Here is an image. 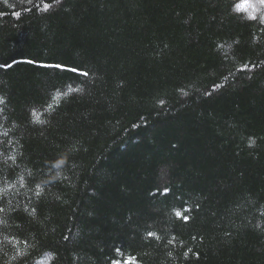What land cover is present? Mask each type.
Instances as JSON below:
<instances>
[{"label": "trees", "instance_id": "1", "mask_svg": "<svg viewBox=\"0 0 264 264\" xmlns=\"http://www.w3.org/2000/svg\"><path fill=\"white\" fill-rule=\"evenodd\" d=\"M244 2L0 0V264H264L263 226L231 214L232 145L264 155V4ZM111 81L130 113L65 156Z\"/></svg>", "mask_w": 264, "mask_h": 264}, {"label": "rangeland", "instance_id": "2", "mask_svg": "<svg viewBox=\"0 0 264 264\" xmlns=\"http://www.w3.org/2000/svg\"><path fill=\"white\" fill-rule=\"evenodd\" d=\"M128 106L127 99L121 94L116 84L113 81L109 82L101 88L93 101L92 108L82 117L78 124L79 128H75L66 139L62 153L65 156L71 155L83 159L97 140L114 131L123 114L130 113L131 108ZM246 140L247 138L238 140L232 145L231 165H237L238 172L234 173L242 185L237 183L235 187L231 214L232 219L237 221L234 225L248 233L245 237H252L249 230L262 226L264 230V206L262 208L261 204L264 198V155L262 169L257 157L259 151L255 150L250 155Z\"/></svg>", "mask_w": 264, "mask_h": 264}, {"label": "snow or ice", "instance_id": "3", "mask_svg": "<svg viewBox=\"0 0 264 264\" xmlns=\"http://www.w3.org/2000/svg\"><path fill=\"white\" fill-rule=\"evenodd\" d=\"M259 2L261 4H264V0H259ZM48 7H49V5H45V9H47ZM235 7H236L237 11H241V10H245L246 11L248 7H253V5L249 4L247 2V0H245L244 3L237 4ZM16 15H19V13H17ZM250 18L251 19H256V16L255 15H252V16H250ZM3 66H7V65H3ZM56 67L59 68V67H62V66L61 65H56ZM72 71H78V70L77 69H72ZM83 75H87V73H83ZM2 102L3 101L0 100V103H2ZM60 163H63V161H61ZM59 166H60V164H57L56 165V167H59ZM176 215L178 217H180L181 216V213H177ZM183 219L185 221H187L188 217L187 216H184ZM149 235H153V234L152 233H149ZM115 264H119V262H115ZM124 264H135V261L132 258H129V260L125 261Z\"/></svg>", "mask_w": 264, "mask_h": 264}]
</instances>
